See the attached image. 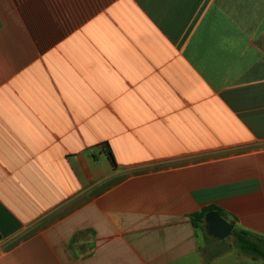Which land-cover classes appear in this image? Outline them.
Wrapping results in <instances>:
<instances>
[{"label":"crops","instance_id":"0c3cea01","mask_svg":"<svg viewBox=\"0 0 264 264\" xmlns=\"http://www.w3.org/2000/svg\"><path fill=\"white\" fill-rule=\"evenodd\" d=\"M210 206L264 237V0H0V264H264Z\"/></svg>","mask_w":264,"mask_h":264},{"label":"trees","instance_id":"16d2710c","mask_svg":"<svg viewBox=\"0 0 264 264\" xmlns=\"http://www.w3.org/2000/svg\"><path fill=\"white\" fill-rule=\"evenodd\" d=\"M210 211H217L220 213L222 217H227L219 208L215 206H210L203 209L200 213L194 215L193 220L196 229L200 230L207 241L218 242L212 238H210L205 230V217L206 214ZM231 237L234 238L233 249L239 255L249 256L254 260H259L264 262V237L254 236L253 234L247 231H237L234 230ZM227 240L222 241L223 243L227 242ZM220 243V242H219Z\"/></svg>","mask_w":264,"mask_h":264},{"label":"water","instance_id":"95a60500","mask_svg":"<svg viewBox=\"0 0 264 264\" xmlns=\"http://www.w3.org/2000/svg\"><path fill=\"white\" fill-rule=\"evenodd\" d=\"M236 223L227 221L217 211H210L205 217V230L209 237L217 241H225L231 237Z\"/></svg>","mask_w":264,"mask_h":264},{"label":"rangeland","instance_id":"374dc122","mask_svg":"<svg viewBox=\"0 0 264 264\" xmlns=\"http://www.w3.org/2000/svg\"><path fill=\"white\" fill-rule=\"evenodd\" d=\"M234 243V240H233V238H229V240L227 241V242H225V243H223V242H209V243H207V244H204L203 245V253H204V255H205V257L207 258L209 255H210V249L208 248L209 246H214V245H218L219 247V249L223 252V251H225V250H229V248H230V246H231V244H233ZM212 251V250H211Z\"/></svg>","mask_w":264,"mask_h":264}]
</instances>
